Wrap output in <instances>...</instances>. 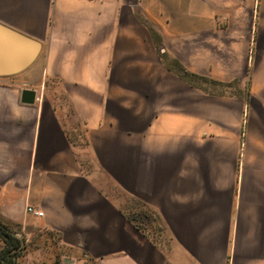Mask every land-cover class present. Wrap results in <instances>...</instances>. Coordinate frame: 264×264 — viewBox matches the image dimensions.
<instances>
[{
    "label": "crops",
    "instance_id": "crops-1",
    "mask_svg": "<svg viewBox=\"0 0 264 264\" xmlns=\"http://www.w3.org/2000/svg\"><path fill=\"white\" fill-rule=\"evenodd\" d=\"M0 23L40 43L0 74L12 264H264V0H0Z\"/></svg>",
    "mask_w": 264,
    "mask_h": 264
},
{
    "label": "water",
    "instance_id": "water-1",
    "mask_svg": "<svg viewBox=\"0 0 264 264\" xmlns=\"http://www.w3.org/2000/svg\"><path fill=\"white\" fill-rule=\"evenodd\" d=\"M40 50V43L16 31H13L0 23V74L20 71L30 65ZM17 57L16 63H10L9 57ZM35 93L31 89L22 91L21 100L31 103ZM24 241L21 239L20 246L12 250V253L21 248ZM14 259V257H13Z\"/></svg>",
    "mask_w": 264,
    "mask_h": 264
},
{
    "label": "trees",
    "instance_id": "trees-1",
    "mask_svg": "<svg viewBox=\"0 0 264 264\" xmlns=\"http://www.w3.org/2000/svg\"><path fill=\"white\" fill-rule=\"evenodd\" d=\"M0 238L4 243L3 248L0 250V264H12L13 255H16V252L12 253V250L19 247L20 239L12 236L10 228L1 221Z\"/></svg>",
    "mask_w": 264,
    "mask_h": 264
},
{
    "label": "built area",
    "instance_id": "built-area-1",
    "mask_svg": "<svg viewBox=\"0 0 264 264\" xmlns=\"http://www.w3.org/2000/svg\"><path fill=\"white\" fill-rule=\"evenodd\" d=\"M26 210H27L28 212H30V213L36 215V216H41V215H42V211H39V210H37V209H35V208L31 207V206H28V207L26 208Z\"/></svg>",
    "mask_w": 264,
    "mask_h": 264
}]
</instances>
